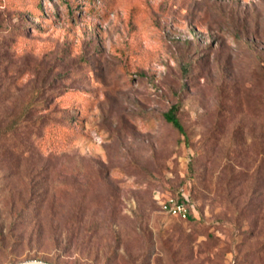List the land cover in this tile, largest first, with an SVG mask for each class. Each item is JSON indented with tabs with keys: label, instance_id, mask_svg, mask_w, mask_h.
<instances>
[{
	"label": "rangeland",
	"instance_id": "374dc122",
	"mask_svg": "<svg viewBox=\"0 0 264 264\" xmlns=\"http://www.w3.org/2000/svg\"><path fill=\"white\" fill-rule=\"evenodd\" d=\"M23 262L264 264V0H0V264Z\"/></svg>",
	"mask_w": 264,
	"mask_h": 264
},
{
	"label": "built area",
	"instance_id": "2783aa9c",
	"mask_svg": "<svg viewBox=\"0 0 264 264\" xmlns=\"http://www.w3.org/2000/svg\"><path fill=\"white\" fill-rule=\"evenodd\" d=\"M180 195L182 199L168 194H161L158 197V203L164 214L181 220H187L196 210L188 195L183 190H180Z\"/></svg>",
	"mask_w": 264,
	"mask_h": 264
},
{
	"label": "trees",
	"instance_id": "16d2710c",
	"mask_svg": "<svg viewBox=\"0 0 264 264\" xmlns=\"http://www.w3.org/2000/svg\"><path fill=\"white\" fill-rule=\"evenodd\" d=\"M34 105H36L35 103L33 104L32 102H29L25 108H24V111L23 113L21 114V117H20V121H15L13 125L14 128H29L30 124L32 125L31 127H36L37 124L39 123H36V122H31V120H27V115L28 113H30V109L34 107ZM178 112H179V106L175 105L173 106L167 113H165L164 117H165V120L170 123L174 128H176L179 132H181L182 134L185 133L184 131V127L181 123V120L178 116ZM44 117H41V118H38V120L40 119H43ZM32 123H35V124H32ZM168 195H171V196H175L179 199H182V196L180 195V190H177V191H172L170 193H168ZM189 197V196H188ZM190 199V197H189ZM192 217V214L188 217V219H190ZM187 219V220H188Z\"/></svg>",
	"mask_w": 264,
	"mask_h": 264
},
{
	"label": "water",
	"instance_id": "95a60500",
	"mask_svg": "<svg viewBox=\"0 0 264 264\" xmlns=\"http://www.w3.org/2000/svg\"><path fill=\"white\" fill-rule=\"evenodd\" d=\"M34 262H23V263H18V264H33ZM44 264V263H42Z\"/></svg>",
	"mask_w": 264,
	"mask_h": 264
},
{
	"label": "bare ground",
	"instance_id": "6f19581e",
	"mask_svg": "<svg viewBox=\"0 0 264 264\" xmlns=\"http://www.w3.org/2000/svg\"><path fill=\"white\" fill-rule=\"evenodd\" d=\"M33 264H42V263L34 262Z\"/></svg>",
	"mask_w": 264,
	"mask_h": 264
}]
</instances>
